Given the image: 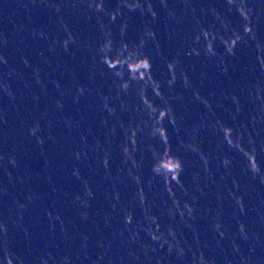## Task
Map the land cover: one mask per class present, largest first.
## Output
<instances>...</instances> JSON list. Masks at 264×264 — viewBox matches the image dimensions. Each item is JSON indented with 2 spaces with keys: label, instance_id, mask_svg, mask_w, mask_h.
<instances>
[{
  "label": "water",
  "instance_id": "95a60500",
  "mask_svg": "<svg viewBox=\"0 0 264 264\" xmlns=\"http://www.w3.org/2000/svg\"><path fill=\"white\" fill-rule=\"evenodd\" d=\"M0 264H264V0H0Z\"/></svg>",
  "mask_w": 264,
  "mask_h": 264
}]
</instances>
